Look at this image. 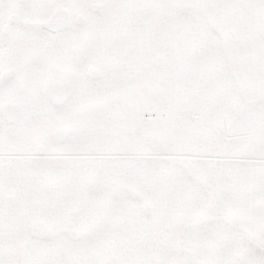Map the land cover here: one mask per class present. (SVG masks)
Masks as SVG:
<instances>
[{"label": "snow or ice", "instance_id": "obj_1", "mask_svg": "<svg viewBox=\"0 0 264 264\" xmlns=\"http://www.w3.org/2000/svg\"><path fill=\"white\" fill-rule=\"evenodd\" d=\"M0 264H264V0H0Z\"/></svg>", "mask_w": 264, "mask_h": 264}]
</instances>
